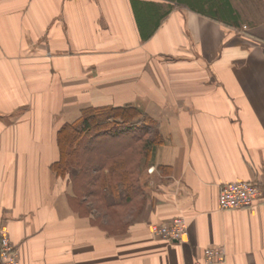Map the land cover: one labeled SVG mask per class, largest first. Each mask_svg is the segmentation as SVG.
<instances>
[{
	"label": "crops",
	"instance_id": "0c3cea01",
	"mask_svg": "<svg viewBox=\"0 0 264 264\" xmlns=\"http://www.w3.org/2000/svg\"><path fill=\"white\" fill-rule=\"evenodd\" d=\"M213 1L0 0V235L20 264H205L216 247L264 264V0ZM124 106L162 144L110 224L51 165L62 125ZM233 182L261 200L219 210ZM176 218L182 242L150 232Z\"/></svg>",
	"mask_w": 264,
	"mask_h": 264
},
{
	"label": "trees",
	"instance_id": "16d2710c",
	"mask_svg": "<svg viewBox=\"0 0 264 264\" xmlns=\"http://www.w3.org/2000/svg\"><path fill=\"white\" fill-rule=\"evenodd\" d=\"M182 1L196 9L218 6L213 0ZM151 124L132 106L84 109L57 132L59 159L51 170L86 191L111 224L118 206L129 205L141 192L140 174L153 148L162 144L158 133L150 131Z\"/></svg>",
	"mask_w": 264,
	"mask_h": 264
},
{
	"label": "built area",
	"instance_id": "2783aa9c",
	"mask_svg": "<svg viewBox=\"0 0 264 264\" xmlns=\"http://www.w3.org/2000/svg\"><path fill=\"white\" fill-rule=\"evenodd\" d=\"M262 190L252 182H233L223 185L218 193L219 210L242 209L257 204L262 198ZM150 232L167 242H182L186 236V225L181 218L170 223L152 224ZM222 248L204 250L205 264L223 262ZM0 264H20L18 251L5 235H0Z\"/></svg>",
	"mask_w": 264,
	"mask_h": 264
},
{
	"label": "rangeland",
	"instance_id": "374dc122",
	"mask_svg": "<svg viewBox=\"0 0 264 264\" xmlns=\"http://www.w3.org/2000/svg\"><path fill=\"white\" fill-rule=\"evenodd\" d=\"M93 201V200H92ZM98 218V220L100 219V217H97Z\"/></svg>",
	"mask_w": 264,
	"mask_h": 264
}]
</instances>
